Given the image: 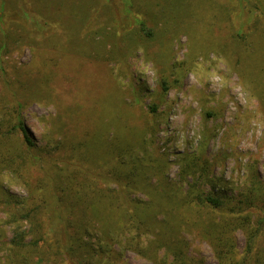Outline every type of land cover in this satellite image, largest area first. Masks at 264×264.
Returning a JSON list of instances; mask_svg holds the SVG:
<instances>
[{"label":"rangeland","instance_id":"rangeland-1","mask_svg":"<svg viewBox=\"0 0 264 264\" xmlns=\"http://www.w3.org/2000/svg\"><path fill=\"white\" fill-rule=\"evenodd\" d=\"M18 116L36 149L24 148ZM30 152L43 154L42 168ZM0 154L13 158L0 182L18 199L35 180L112 197L119 174L128 196L146 201L150 185L179 182L183 156L198 154L206 190L236 194L254 168L264 184V0H0ZM12 197H0V264H10ZM86 218L96 245L102 222ZM184 234L193 258L216 264L206 239ZM154 238L113 264H156Z\"/></svg>","mask_w":264,"mask_h":264},{"label":"trees","instance_id":"trees-1","mask_svg":"<svg viewBox=\"0 0 264 264\" xmlns=\"http://www.w3.org/2000/svg\"><path fill=\"white\" fill-rule=\"evenodd\" d=\"M247 5L248 14L256 10ZM253 18L246 31L251 28ZM241 34L234 35L239 38ZM14 126L23 136L24 148L36 149L19 116ZM117 155L118 151L114 157ZM39 157L43 154L30 152V165L39 161L37 165L42 168L43 160ZM10 158L11 155L0 154L2 175L12 170L13 158ZM181 162L179 182L169 185L164 180L156 188L150 185L146 201L128 196L129 184L119 174L115 178L118 189L112 191V197L100 191L96 200L79 194V190L73 192L59 187L58 183L46 186L40 180L29 184L27 198L18 199L9 195L0 182L1 201L6 194L14 198L15 206L9 212V220L4 221L13 231L5 243L4 258L10 264H100L103 258L112 260L113 264L126 250L143 255L142 238L144 234H152L155 238L146 248L147 253H154L153 263L204 264L202 259L190 255L184 234L196 232L207 240L216 264H264V184L256 168L246 188L227 194L214 185L209 190L203 188L202 184L211 180L206 156L185 155ZM183 183L187 189H183ZM98 201L105 209L112 205V213L95 208ZM152 206L158 208L154 215L148 213ZM92 216L102 222L99 231L103 238L99 237L96 245L92 242L96 227L86 218ZM150 216L151 222L147 221ZM81 218L85 219L83 223ZM5 229L0 224V243ZM237 231L244 237L241 249L236 242Z\"/></svg>","mask_w":264,"mask_h":264}]
</instances>
